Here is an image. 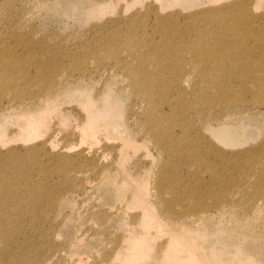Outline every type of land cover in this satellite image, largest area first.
Segmentation results:
<instances>
[{"label": "rangeland", "instance_id": "1", "mask_svg": "<svg viewBox=\"0 0 264 264\" xmlns=\"http://www.w3.org/2000/svg\"><path fill=\"white\" fill-rule=\"evenodd\" d=\"M238 3L245 4V11H220ZM12 4L0 5L7 8L5 19L0 18V108L5 107L0 109V195L43 198L41 214L32 213L29 199L20 209L7 205L19 216L0 219L1 228L13 237L7 236L1 245L26 249L29 264H166L160 255L170 238L166 230H174L171 225L184 214L204 210L199 214L211 221L199 227L201 232H210L226 214L223 228L236 233L212 247L230 253L238 264H264V95L257 93L256 80L264 83V0H12ZM198 31L207 37L226 34L233 42L230 54H243L238 71L228 77L227 96L216 98L215 90L209 94L217 100L213 113L219 121L231 115V123H241L259 136L239 141L233 150L204 129L217 122L210 119L201 126L192 111L203 109L209 115L210 106L192 96L188 84L179 90L158 79L165 90L150 105L136 90L131 68L117 66L116 61H125L129 54L126 38L160 42L166 32L177 38L175 50H181ZM254 73L255 83L248 82ZM64 84L72 91L60 101L54 96L48 106L20 108L33 96ZM104 90L121 101L124 120L113 119L99 105L110 127L94 141L81 134L86 116L82 106L87 95L98 97ZM154 106L167 130L163 142L174 145L170 153L160 152L146 135V112ZM29 112L41 123L32 132L23 118ZM120 137L136 140L139 147H124ZM161 180L166 184L163 193L158 189ZM143 182H149L147 199L140 191ZM135 198L151 201L147 210L152 215L131 204ZM222 202L233 204L234 210L219 214L215 205ZM258 203L259 213L253 210ZM196 205V211H189ZM155 208L167 222L162 228L151 227ZM21 210L25 214L20 215ZM143 213L153 218L146 228L139 222ZM148 228L151 234L159 232L155 249L147 256L143 251L136 255L128 239H141ZM207 246L203 253L196 249L203 258L211 254L212 247Z\"/></svg>", "mask_w": 264, "mask_h": 264}, {"label": "bare ground", "instance_id": "2", "mask_svg": "<svg viewBox=\"0 0 264 264\" xmlns=\"http://www.w3.org/2000/svg\"><path fill=\"white\" fill-rule=\"evenodd\" d=\"M123 1H125L126 3L129 2V0H123ZM136 1L137 0H133V2ZM180 1L181 0H174V2H178V3ZM11 4H12V0H0V5H4V7H8ZM13 4H15V2H13ZM159 9H165V8L161 7ZM6 11L7 8L0 9L1 19H5L4 15ZM220 11L221 12L224 11L229 14H232L233 12L236 11H245V4L238 3L237 5L223 7L222 9H220ZM171 19L172 17L168 19V21ZM240 20L244 21L245 18ZM238 26H241V24H239ZM165 33L162 34L163 38L162 41L160 42L156 41L155 39H151L147 42L144 41V38H141L139 36H131L129 38H126V42L124 43V48L129 52V54L125 58V61L124 60L116 61L117 66L119 68L122 69H125V67L131 68V70L129 69V71L132 74L134 80L133 83L136 87V90L137 91L139 90L142 93V97L148 101V104L151 105L154 102L156 96L160 95L159 91L162 92L163 90H165L163 89L162 86H160V81L158 82V79H161L163 82H165L169 86V88L171 85H173L172 87L174 86L180 87L179 90H182L183 86H186V84H188L190 87V92H191L190 94L192 96H198L199 99L198 101H202L204 103L207 102L208 105L210 106L209 115L206 114L203 111V109L202 110L197 109L192 112L194 113L197 120L201 123V126L204 125L210 119L217 122L215 126L207 124L206 128L204 127V129L210 132L211 136L214 139H216V141L219 144H222L224 147L231 148L230 150H233L235 147H237V145H240V143H238L239 141L243 140L242 141L243 143H247L251 140L257 139L259 137L258 134L255 133L254 131L249 130L246 126H243L241 123H239L238 125L231 123L232 121L230 117L231 115L225 117L223 121H219L218 119L220 118V116H215L213 113V110L215 109L216 99L214 101L212 100V98L209 95L210 92L215 90V93L217 94L216 98L221 96L223 99L227 96L228 77H234L231 73H235L238 71L236 69L240 67L239 66L240 61L238 57L243 55V54L235 55L234 53L232 55L230 54L231 47L229 43L231 40L227 39L226 34L217 33L207 37L204 35L202 36L199 35L200 31L193 32V36L189 34L191 38L190 43L187 46H185L184 49L175 50L177 46H179V44H177V38L169 36V34L164 35ZM215 41L217 42L216 45L214 44ZM231 44H233L232 41ZM244 52H246V50ZM236 63H238V65ZM255 73L252 74L250 77H248V79H250L248 82L255 83L253 78L255 76ZM256 80L258 81L257 93L260 95H264L263 80L260 78H256ZM222 81L224 83H221ZM71 91L72 90H70V84H64L61 87L58 85L52 90H48L47 92L45 91L43 96L42 95L33 96L31 102L21 106L20 108L30 109V108H37L43 105L48 106L49 102L51 101L50 99H52L54 96L58 99V101H60L61 96L63 94L66 93L70 94L69 92ZM116 97H119V95L117 94ZM99 105L106 107L108 109V113H110L113 119L117 118L118 120L121 121L124 120L122 116L123 106L121 104V101L118 98L115 99L114 95L110 93V90L109 92L104 90V92H102V94H100L98 97L87 95L85 97V102L82 106L84 107L83 110L85 111L86 116L84 122L81 125V129H82L81 134H83V137L85 136L87 137V139L91 138L94 141L97 140L99 134L102 133L105 134L106 132L108 133V129L110 127L107 118L105 119L103 115H101V113L98 111L100 110ZM4 108L5 107H1L0 109L3 110ZM41 113H42L41 116L44 119V114H46L47 112L43 111ZM156 113H157L156 106H154L153 109H149L146 112L147 114L146 128L149 129L146 131V135L147 137L152 139V141H154L153 144L156 146V148L160 149V152L168 151L170 153V151L174 148V145L167 144L165 141L163 142V137L167 136L166 134L167 130L163 129V125L157 119ZM240 114H245V112L240 111ZM31 115L34 114L32 112H29L28 114L25 113V115L23 116L24 120L27 123L28 130L30 132H32L31 130L38 129L39 125L41 124L39 122L38 117H33ZM110 115L107 116L110 118ZM199 130L201 129L199 128ZM120 141L123 143L124 147L126 148L139 147L136 144V140L134 141L131 140L130 138H124V139L121 138ZM213 150L215 151V154H217L216 152L217 149L216 150L213 149ZM254 176H256V173H254L252 176L249 177L253 178ZM0 183H1V178H0ZM139 186H140L141 195H143L144 199L145 198L147 199L148 193L151 192V191L149 192V182H143ZM260 188L261 187L259 186L258 189ZM158 189L160 193L165 192L166 190L165 182L161 180ZM149 196L151 197V195ZM42 198L43 195H30V196L0 195V219L1 218L9 219L12 217H15L13 219H17L19 215L14 216L11 211H8L7 205L12 204V206H14V209H20L27 199L32 201V206H33L31 209L32 213L41 214L42 212L40 213V210L42 206L41 205ZM7 199L8 201L5 202ZM149 202L151 201L144 202V200H141L140 198H135L131 202V204L134 203L140 206L141 210L142 211L144 210V212L147 213L148 211L147 205ZM261 206L262 205L258 203L253 208V210H255L256 212L258 211L261 212L262 210ZM197 207L199 206L196 205V207L190 209L189 211H196ZM215 207L220 211V213L219 211L218 213L221 215H223L227 211H228L227 213H230L234 210L233 204L229 203L228 205L226 202H222L221 204L218 203L217 205H215ZM203 208L207 209L205 206ZM154 210L156 211L157 217L155 220V224H153L152 226L150 225L152 224V222L151 223L148 222L149 218L152 217H149L147 216V214L143 213L142 219L139 222H141V224H144L145 228L148 227V225L146 226V224L148 223L149 226H151L152 228L154 226L162 228L167 224V222H165V218H163L157 213V209L155 208ZM25 212L23 213V211L21 210L19 214L23 215L25 214ZM199 213H205V212L203 210V212H199ZM199 213L197 215H194V213L187 215L184 214V216L180 219L179 222H176L173 225H171V227H174V230H169L170 228L166 230V234L170 235L169 236L170 238L166 243H164L161 246L162 251L160 249L161 251L160 255L164 260V262L166 264H221V262L226 264L236 262V264H238L237 263L238 261L232 259L233 255H231L230 253L225 254L223 253V251L220 250L218 251L215 247L216 246L215 242H219L222 238L225 237V235H227L226 237L227 239L233 237L235 238L236 236V233H230V232L227 233L222 226L223 223H225L224 220L226 219L225 217L226 214L223 216V218L219 219L220 222L216 223L214 228L210 232L208 231L206 233H203L200 231L199 227L203 226V224L205 226V223L211 221V218L207 216L204 217L203 214L200 215ZM149 214H151V212H149ZM34 217L35 215H33V218ZM1 224L2 223H0V241L3 242L8 237L10 239L13 238L11 235L6 234V231H4L1 228ZM152 228H150V230ZM159 228H157V230H159ZM150 230L149 228L145 229L141 239H137V240L128 239L129 240L128 242H130L128 244L131 245L129 247L133 250L135 249L136 252L135 251L134 252L136 255L141 254L140 252L143 251L145 253V256H147L149 251L155 249L154 239L157 238L156 234L158 231L156 232V234H151L152 232H150ZM135 243L138 244L136 245ZM207 245H211V247L213 245L215 246L211 248V254H208L203 258L204 255L201 256L202 254H198L197 250H200V252L203 253L202 251L207 249L208 247ZM144 246L145 247L147 246V249L145 248L146 249L145 251L144 249H142ZM236 247L239 248L238 244ZM239 252H241V250L237 249V253ZM27 254H28L27 250L24 249L23 247H21V250L16 251L11 246H6V245L2 246L0 243V264H29L27 260ZM38 255L39 258L41 259L42 254H38ZM225 255H227V258L223 259Z\"/></svg>", "mask_w": 264, "mask_h": 264}]
</instances>
